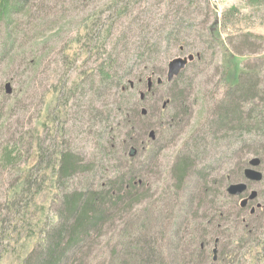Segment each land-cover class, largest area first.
Wrapping results in <instances>:
<instances>
[{"label":"trees","instance_id":"obj_1","mask_svg":"<svg viewBox=\"0 0 264 264\" xmlns=\"http://www.w3.org/2000/svg\"><path fill=\"white\" fill-rule=\"evenodd\" d=\"M28 1L0 0V24L4 27L3 52L12 51L20 38L27 37L21 28L11 25V15L25 8ZM119 1V7L114 9L116 11H113L110 19L93 23L86 28L83 40L74 38L64 48V64L72 71L79 68V79L69 82L67 77L58 84L45 85L50 89L39 95L37 120L41 117V103L50 92L56 94L53 106L46 111L39 124L48 136L43 139L36 127L29 135L22 131L12 143L1 144L0 168L8 171L12 168L15 172L9 175L11 181L0 193V264L8 257L17 260L18 264H231L239 249L248 243L244 242L245 236L251 242L247 247L248 252H245L247 264H264V229L253 233L247 221V217L251 218L261 210L264 201H257L260 206L255 207L253 214L248 210L246 218L242 220L241 215L247 206L240 207L234 198L246 197L248 190L242 197L229 195L222 187L223 182L216 184L221 188L211 189L208 185L212 182L208 177L212 174L213 163L206 161L200 166L196 162L210 146L215 150L221 144L231 152L247 147L244 155L257 157L258 166L263 167L259 169L262 179L257 183L264 180V159L261 158L264 152V71L243 62L244 69L240 67L237 75L223 64L222 77L228 86L222 97L216 100L214 96L201 93L208 110L207 116L189 134L187 142L174 156L168 173L170 182L165 184L173 194L177 193L174 196L167 192V199L181 219L179 223L171 224L174 227L167 247L159 246L150 232V216L137 222L130 211L152 195L149 178L142 173L152 166L155 158L162 155L163 141L171 140L185 122L186 115H189L190 106L186 100L189 79L185 71L194 70V63L201 60L202 53L187 54L192 58L175 77L170 81L152 83L149 88L146 81L143 90L139 85L144 77L149 79L157 75L158 69H147V76L141 73L135 80H125V73L132 72L135 61H119V52L116 57L101 60L95 71L82 70L86 63L96 60L95 56L99 57L98 53L103 52L100 41L103 36H99L110 33L114 22L126 16L139 2ZM177 10L173 14L176 18L174 25L163 35L168 45L182 38L179 33L188 38L191 31L196 30L192 26L196 21L191 17L192 11ZM188 17L192 19V24ZM214 34L215 31H209L210 38H215ZM248 36L244 35L245 38L239 40V46H235L233 41L229 42L237 54H242L239 49L247 47ZM253 39L264 41L256 37ZM139 44L143 46V52H134L137 59H141L143 53L151 57L152 52L156 54L158 51L153 48L157 44L146 38H142ZM179 47L182 51L183 46ZM123 50L129 51L127 47ZM227 50L229 54H225V57L229 64L234 55L230 54V48ZM80 58L82 60L79 62ZM120 70L124 75L119 74ZM116 76L118 78L114 82H109ZM232 78L234 82L229 83ZM9 81L11 79L6 83L10 85ZM6 83L0 98V129L5 120L3 99L12 94L11 86L10 92L6 93ZM112 83L118 88L115 106H101L107 104L103 98L110 91L108 86ZM162 85L166 86L167 94L162 98L152 125L145 120L148 109L144 105L153 94L154 87ZM129 89H134L135 94L127 93ZM84 114L90 115L87 127L97 129V155L95 158L91 155V159L75 150L67 124V116L81 119ZM165 121L172 125L166 133L162 131L159 138L160 125ZM155 126L159 130L152 128ZM150 131H153V138H149ZM113 160L116 163L114 172L108 174L105 164ZM19 165L22 166L17 169ZM247 166L241 167L242 174ZM191 173L195 174L197 186L188 190L185 183ZM98 176L103 178L98 180ZM163 193L166 191L163 190ZM259 198L256 192V199ZM225 203L231 206L235 216L232 233H245L227 244L220 240L221 233L226 230V227L222 228V222L231 220V214L224 213ZM151 211L149 209V213L156 217L157 214ZM116 220L120 221L121 228ZM111 229L117 231L116 240L111 237L113 240L106 244L107 250L97 252L95 245L98 240L105 230ZM250 236H255L254 241ZM33 237H36L35 243L26 249V242ZM188 249L192 250L190 259L184 254Z\"/></svg>","mask_w":264,"mask_h":264},{"label":"rangeland","instance_id":"obj_2","mask_svg":"<svg viewBox=\"0 0 264 264\" xmlns=\"http://www.w3.org/2000/svg\"><path fill=\"white\" fill-rule=\"evenodd\" d=\"M119 4V0H29L25 8L11 15L13 21L11 25L21 28L22 33L27 36L20 38L18 43L12 47L13 53L11 50L3 52L4 47L2 44L4 39H2V32L4 27L2 23L0 24V98L4 91L3 85L8 79H11L9 87H12L11 96L3 99L2 107H4L5 113L3 118L5 120L0 129V147L1 144L12 143L22 131L28 135L31 134L36 127H38L40 136L43 139L48 136L39 127V124L46 111L53 106V98L54 96L56 97V94L54 95V93L50 92L44 103H41V117L37 120L39 95L50 89L49 87H44L45 85L58 84V81L65 80L67 77H69V82H72L74 79H79L78 76L80 74L79 68L72 71V68L68 69L67 65L64 64V48L74 38L80 37V40H83L84 34L87 33L86 28H90L93 23L106 22L107 19H110L113 11H116L114 9L118 8ZM178 8L179 10L190 9L192 11L191 17L193 21H196L192 24V19L189 17L187 19L191 21L194 28L196 27V30H192L190 36H187L188 38L179 33L182 38L178 42L168 45V43H165L163 35L167 31L169 32L174 25L176 18H174L175 15L173 14H176ZM164 17H167V19L163 20ZM211 30L215 31V38H210L209 31ZM106 33L99 36H103L100 38L103 43V52L98 53L99 57L95 56L96 60L86 63L82 70L88 69L86 72L95 71L101 60L116 57L117 52H119V61H135L133 70L129 74L125 73L124 75L122 70L118 71L119 74L124 75L125 80H135L136 76L141 73L146 75L147 69L156 68L158 69V74L149 77L150 85H153L158 83L157 79L159 78L160 83L164 80L166 81L167 63L169 60L174 57L186 56L189 53H202L201 60L194 63V70L185 71L189 79L188 87H186V91H188L186 100L190 106L189 115H186L185 122L181 124L178 131L171 137V140L166 141V139L163 141L164 149H162V155L155 158L152 166H148L147 170L143 169L144 172L142 174L145 173L144 176L149 178V188L152 190V195L130 211L137 222L140 221V218L150 216L152 219L150 232L156 240L155 242L159 246L167 247V242L171 240V229L173 226L171 224L179 223L181 219L175 207L173 208L167 199V192L171 195L173 194L171 192L172 189L165 185L170 182L169 167L172 165L174 156L187 142L189 134L207 116L208 110L205 107V101L202 100L203 95L201 93L214 96L216 100H219L227 88L228 85L222 77L223 64L237 75L240 72V67L243 68V62L264 71V41L253 39L256 37L264 40V0H139L126 16L114 22L110 33ZM244 35H250L253 38L248 36L246 38L248 41L247 47L239 49L242 54H237L233 49L232 43L229 42L233 41L235 46H239V40L245 38L243 37ZM142 38L157 44L153 48L158 49V51L156 54L152 52L150 54L151 57L143 53L142 58L137 59L134 52L143 49V46L140 47L139 44ZM125 42H128L127 45H124ZM179 46H183V52L180 51ZM243 46L245 47V44ZM124 47H127L129 51L125 52L123 50ZM228 47L230 48L229 51H231L230 54L234 55V59L229 64L226 63L225 57V54H229L227 52ZM81 60L82 58L79 59V62ZM95 74L97 77V72ZM117 78L118 76L114 80L110 79L109 82H114ZM146 81L148 83V78L144 77V80L139 85L140 90L144 89ZM231 82H234L233 78L229 83ZM114 84L112 83L108 86L110 91L103 98V102L107 104H102L101 106H115L114 100L118 95V88ZM127 93L135 94V91L134 89H129ZM166 94V86H155L153 94L149 96L150 98L144 105L148 109V117L145 120L152 125L156 120L162 98ZM139 110L140 107H138ZM89 116V114H84L81 119L67 116V124L70 126L71 138L76 146L74 147L75 150L91 159V155L94 158L97 155L95 144L97 129L95 127H87L90 122ZM167 123L165 121L162 126L160 125V130L156 126L152 127L155 131L159 130V138L162 135V131L166 133L169 129L168 127H171L172 124L168 123V125ZM163 126L165 127L163 128ZM208 151L210 152L209 157H207ZM208 151L204 153L205 155L202 154L201 158L196 159V162L200 166L206 161L213 163L212 174L208 177L212 182L208 185L211 189L216 187L219 189L220 186L217 185L221 182H223L222 187L226 188L230 183L243 181L241 167L247 166V160L253 156L251 154L244 155L247 147L235 149L231 152L225 146L218 144L215 150L210 146ZM243 157H246V160H243ZM261 158L264 159V152ZM115 164L114 160L107 161L105 168L108 174L114 172ZM21 166L19 165L17 169ZM14 172L15 170L12 168L9 171L0 168V193L5 185L11 181V176L9 175L14 174ZM194 175L191 173L186 179L185 185H187L188 190L197 186V179ZM101 178L103 177H97L98 180ZM248 183V190L258 192L260 198L257 200L255 197L247 200L249 203L246 202L247 205L245 206L247 208L245 213L243 212L241 215L243 216L242 220L246 218L248 210L250 214H253L254 210H256L255 207L260 206L257 201H264V180L260 183L252 181ZM163 190L166 193H163ZM176 194L174 193L173 195L175 196ZM246 194L247 192L242 193L240 197ZM234 200L240 205L241 199L234 198ZM225 205L224 213L227 215L231 214V220L222 222V228L226 227V230L220 235V240L223 244L230 243L232 239L237 236L242 237L245 234L242 231L232 233L234 231L235 220L233 219L235 216L233 217L234 213L231 210V206L227 203ZM240 207L244 206L240 205ZM149 209L152 210L151 212H155L157 216L155 217L152 213H149ZM260 209L253 217H247V221L251 224L249 226L254 230L253 233L256 234L261 229H264V206ZM124 218L126 219V216ZM116 223L121 228L120 221L116 220ZM104 232L103 237L95 245V250L97 252L101 251V253L107 250L106 244L113 238L116 240L117 236V231L113 232L112 229ZM250 238L254 241L255 236H250ZM35 241L36 237L29 239L26 242V249ZM247 241L248 243H246ZM244 242L246 244H244V247L242 246V249H239L235 261L231 264H247L248 259L245 252H248L247 247L251 242L247 236H245ZM191 251V249H188L186 253L184 252V254H187V259L191 258L189 257L191 256ZM18 263L17 260L8 257L3 260L2 264Z\"/></svg>","mask_w":264,"mask_h":264},{"label":"water","instance_id":"obj_3","mask_svg":"<svg viewBox=\"0 0 264 264\" xmlns=\"http://www.w3.org/2000/svg\"><path fill=\"white\" fill-rule=\"evenodd\" d=\"M192 58V55L183 56V57H174L167 64L166 71V80L170 81L174 76H176L186 65L188 60ZM157 82L160 83V78L157 79ZM150 80L148 79L147 86H150ZM6 93L10 92L9 84H5ZM142 96V95H141ZM144 113V110H142ZM149 137L153 138V131L149 132ZM259 159L257 157H253L248 161V166L243 170V181L230 183L226 187V192L229 195L240 196L242 193L248 190V182H258L262 179V173L258 169ZM256 197V192L254 190H248V194L246 197L240 200V205L245 206L247 200L254 199ZM213 253H215V249H213ZM215 258V256H213Z\"/></svg>","mask_w":264,"mask_h":264}]
</instances>
